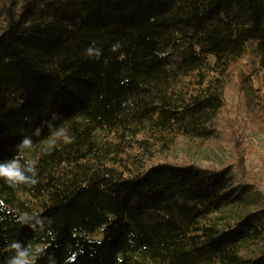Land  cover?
<instances>
[{"label":"trees","instance_id":"trees-1","mask_svg":"<svg viewBox=\"0 0 264 264\" xmlns=\"http://www.w3.org/2000/svg\"><path fill=\"white\" fill-rule=\"evenodd\" d=\"M245 58L261 90L264 0H0V162L37 167L35 184L0 178V264L16 241L43 249L35 264H264V186L162 141L234 140ZM46 121L72 141L48 150Z\"/></svg>","mask_w":264,"mask_h":264},{"label":"rangeland","instance_id":"rangeland-1","mask_svg":"<svg viewBox=\"0 0 264 264\" xmlns=\"http://www.w3.org/2000/svg\"><path fill=\"white\" fill-rule=\"evenodd\" d=\"M248 62L249 59L245 58L234 67L235 82L240 84L243 76L247 79L243 89L237 88L229 95L231 118L238 126L233 138L237 142L227 138H215L210 143H201L181 134L176 135L172 141L163 137L162 141L169 147L166 155L170 161L219 167L239 159L242 160V166L247 170V174L255 176L264 186V120L256 115L251 102L252 91H259L264 96V87L258 90L261 77L259 74L251 73V65ZM158 160L160 159L157 157L153 159L155 163ZM236 212L235 207L223 208L210 217L223 224L226 221L223 218L226 214L232 215ZM96 237L101 238L102 234L98 232ZM148 263L158 264L151 261Z\"/></svg>","mask_w":264,"mask_h":264},{"label":"clouds","instance_id":"clouds-1","mask_svg":"<svg viewBox=\"0 0 264 264\" xmlns=\"http://www.w3.org/2000/svg\"><path fill=\"white\" fill-rule=\"evenodd\" d=\"M114 46V49L115 50ZM89 56L95 55L98 57L100 55V50L93 47H89L87 50ZM57 118V114L52 115V120ZM45 125L50 129V136L46 141L47 149H53L58 141H63L64 143H70L72 137L68 136L64 129L55 128L51 121L44 122ZM42 131L41 128L37 127L35 129V135H39ZM32 147V139L30 137H23L20 143L17 145V148L20 150L30 149ZM23 160V163L21 162ZM0 178H3L6 183L11 186L17 184H35L37 183V167L36 162L30 159L23 158L19 155L14 156L8 160L0 162ZM25 216L19 218L20 222L25 223ZM31 226V225H29ZM15 249L16 255L8 257L4 264H35V259L38 255L43 252V249L36 247L32 248L31 246L21 248L19 241L13 242L9 245V250Z\"/></svg>","mask_w":264,"mask_h":264}]
</instances>
